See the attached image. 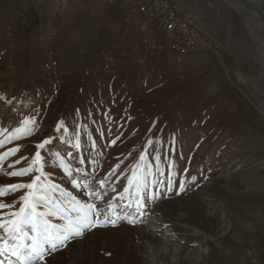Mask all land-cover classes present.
Wrapping results in <instances>:
<instances>
[{
    "label": "rangeland",
    "instance_id": "rangeland-1",
    "mask_svg": "<svg viewBox=\"0 0 264 264\" xmlns=\"http://www.w3.org/2000/svg\"><path fill=\"white\" fill-rule=\"evenodd\" d=\"M235 1L181 0L184 56L127 7L0 0V264L37 177L31 264H264V14Z\"/></svg>",
    "mask_w": 264,
    "mask_h": 264
},
{
    "label": "built area",
    "instance_id": "built-area-1",
    "mask_svg": "<svg viewBox=\"0 0 264 264\" xmlns=\"http://www.w3.org/2000/svg\"><path fill=\"white\" fill-rule=\"evenodd\" d=\"M108 6L130 8L133 13L142 16L154 25L172 49L180 55H189L197 50L201 43V34L197 26V17L185 11L181 0H100Z\"/></svg>",
    "mask_w": 264,
    "mask_h": 264
},
{
    "label": "snow or ice",
    "instance_id": "snow-or-ice-1",
    "mask_svg": "<svg viewBox=\"0 0 264 264\" xmlns=\"http://www.w3.org/2000/svg\"><path fill=\"white\" fill-rule=\"evenodd\" d=\"M48 141H45L43 144L40 145V147H43L44 144H47ZM39 156V153L37 154ZM23 175L24 172L21 173H13V175ZM39 180V177H37L32 183L26 184V185H19L14 186L13 189L15 190L16 187L19 188H27V189H33V192H31L28 196H24L22 199L24 201V206L19 209V212H13L10 215L15 216L18 219L10 220L9 223L11 224V227L8 229L13 233V235H16L17 232L23 235H27V233H24V226L28 225L32 231V233H37L40 228V223L37 217H39L41 214L36 212V204L34 202V196H35V187L37 184V181ZM2 192V190H0ZM5 207H10L9 205H5L3 203H0V209H3ZM89 208H94V205H88ZM4 225H0L2 227ZM85 226H90L88 224H85ZM47 230L45 229V232ZM75 235H81V231L79 227L73 226L72 224H69L68 227L65 229V235L63 236L64 240H67L69 235L72 234ZM32 239V244L28 245L27 251H22L19 249V246H15L13 248V255L17 256V259L22 261V264H31V261L33 258L40 256V247L41 242L39 240L38 236H32L30 237Z\"/></svg>",
    "mask_w": 264,
    "mask_h": 264
},
{
    "label": "bare ground",
    "instance_id": "bare-ground-1",
    "mask_svg": "<svg viewBox=\"0 0 264 264\" xmlns=\"http://www.w3.org/2000/svg\"><path fill=\"white\" fill-rule=\"evenodd\" d=\"M227 1L233 8L235 9H242L241 6L238 5L237 1L235 0H225ZM249 2L252 1L254 4H252L254 7L258 8L261 12L264 14V5H262L259 0H248ZM251 3V2H250ZM246 6V5H245ZM257 14H261L260 12H256Z\"/></svg>",
    "mask_w": 264,
    "mask_h": 264
},
{
    "label": "water",
    "instance_id": "water-1",
    "mask_svg": "<svg viewBox=\"0 0 264 264\" xmlns=\"http://www.w3.org/2000/svg\"><path fill=\"white\" fill-rule=\"evenodd\" d=\"M241 3L245 4L246 5V10L249 11V12H260L262 13L258 8L254 7L248 0H239Z\"/></svg>",
    "mask_w": 264,
    "mask_h": 264
},
{
    "label": "trees",
    "instance_id": "trees-1",
    "mask_svg": "<svg viewBox=\"0 0 264 264\" xmlns=\"http://www.w3.org/2000/svg\"><path fill=\"white\" fill-rule=\"evenodd\" d=\"M35 236H38V237L40 238L41 235H40V233L38 232V233L35 234ZM20 240H22V239H20Z\"/></svg>",
    "mask_w": 264,
    "mask_h": 264
}]
</instances>
